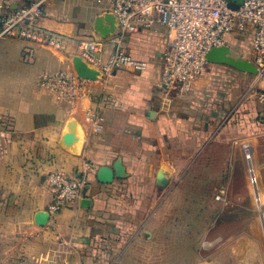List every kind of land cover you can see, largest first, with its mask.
<instances>
[{
  "label": "crops",
  "instance_id": "0c3cea01",
  "mask_svg": "<svg viewBox=\"0 0 264 264\" xmlns=\"http://www.w3.org/2000/svg\"><path fill=\"white\" fill-rule=\"evenodd\" d=\"M0 1L17 8L26 0ZM111 6L112 0H46L40 23L72 39L66 50L0 39V264H180L172 252L177 244L167 240L176 231L159 226V216L174 201L190 200L207 203L202 211L209 217L213 190L246 170V147L254 168L264 169V79L207 63L188 93L169 91L161 82L167 29L155 23L120 43L116 31L102 37L95 21ZM252 33L226 36L233 59L254 64ZM88 39L101 44L103 60L120 46L147 68L124 67L91 81L81 98L58 100L40 76L72 71ZM96 109L101 130L90 120ZM102 167L113 171L111 183L98 180ZM51 172L87 176L82 197L61 212L56 229L35 221L51 201ZM161 197L140 223L144 204ZM207 261L195 264L218 262Z\"/></svg>",
  "mask_w": 264,
  "mask_h": 264
},
{
  "label": "built area",
  "instance_id": "2783aa9c",
  "mask_svg": "<svg viewBox=\"0 0 264 264\" xmlns=\"http://www.w3.org/2000/svg\"><path fill=\"white\" fill-rule=\"evenodd\" d=\"M45 4L46 0H26L22 6L10 8L0 1V39H21L57 51L66 50L72 39L40 23ZM110 13L117 19L118 43L123 35L138 33L155 23L167 29L161 82L169 91L188 93L205 71L207 54L225 46L227 35L242 33L248 28L253 30L250 45L257 76L264 79V0H244L236 10L226 0H112ZM101 52V44L96 40H83L79 44L78 56L98 70L100 77L124 67L138 72L147 68V62L135 59L120 46L106 60L100 57ZM90 82L74 70L45 72L39 79L42 88L52 91L62 101L81 98ZM90 120L96 130L102 129L103 117L98 109L92 112ZM46 182L51 193L46 210L47 226L56 229L61 212L82 197L87 176L70 177L51 172Z\"/></svg>",
  "mask_w": 264,
  "mask_h": 264
},
{
  "label": "rangeland",
  "instance_id": "374dc122",
  "mask_svg": "<svg viewBox=\"0 0 264 264\" xmlns=\"http://www.w3.org/2000/svg\"><path fill=\"white\" fill-rule=\"evenodd\" d=\"M255 160L250 148L246 147L243 154L246 170H235L236 176L227 186L213 190V200L208 203L211 206L207 212L209 217L203 212L207 203L190 200L174 201L170 206L172 211L167 209L159 216V226L176 231L173 239L171 234L166 236L177 244L178 250L172 252L180 264L216 259L218 262L213 264L264 262V169L257 171ZM175 179H179V175ZM185 190L180 187L177 193L186 195ZM162 202L161 197L159 202L144 204L147 209L141 211L137 220L140 223L147 220Z\"/></svg>",
  "mask_w": 264,
  "mask_h": 264
},
{
  "label": "water",
  "instance_id": "95a60500",
  "mask_svg": "<svg viewBox=\"0 0 264 264\" xmlns=\"http://www.w3.org/2000/svg\"><path fill=\"white\" fill-rule=\"evenodd\" d=\"M226 1L228 2V6L233 10L238 9L244 3V0H226ZM116 29H117V19L113 14L107 13L103 16H99L96 18L95 30L102 37H109L116 31ZM206 60L208 63L226 64L238 69L239 71L257 74V68L252 62L242 59H233L231 57L229 48L226 46L212 49L207 54ZM72 67L73 70L78 74V76L83 79L96 81L100 78V72L95 68L89 66L78 55L72 58ZM65 139L67 141H70V136L67 135ZM113 176L114 175L112 170L106 167H102L98 171L97 178L102 183H111L113 180ZM159 182H161L162 186L166 184V180L163 177L162 173L159 174ZM83 204H88L87 200L83 201ZM48 219H49V215L46 211L39 212L35 217L36 223L41 227L47 225Z\"/></svg>",
  "mask_w": 264,
  "mask_h": 264
}]
</instances>
